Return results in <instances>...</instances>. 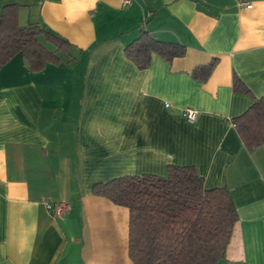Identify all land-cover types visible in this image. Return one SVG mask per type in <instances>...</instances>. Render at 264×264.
<instances>
[{
	"label": "crops",
	"instance_id": "obj_1",
	"mask_svg": "<svg viewBox=\"0 0 264 264\" xmlns=\"http://www.w3.org/2000/svg\"><path fill=\"white\" fill-rule=\"evenodd\" d=\"M249 1L0 0L70 43L41 70L20 53L0 67V264H133L128 209L92 186L171 165L228 188L237 220L217 264H264V144L246 148L232 121L264 96V0ZM141 29L185 53L138 69L124 47Z\"/></svg>",
	"mask_w": 264,
	"mask_h": 264
},
{
	"label": "trees",
	"instance_id": "obj_2",
	"mask_svg": "<svg viewBox=\"0 0 264 264\" xmlns=\"http://www.w3.org/2000/svg\"><path fill=\"white\" fill-rule=\"evenodd\" d=\"M17 9L15 2L1 8L0 67L17 53L32 71L60 61L58 52H67L70 43L36 23L19 25ZM41 38L54 49L47 48ZM153 52L171 61L185 53V46L161 41L141 29L124 47L126 58L138 69L149 67ZM216 64L213 58L198 65L192 76L204 81ZM232 87L249 93L235 75ZM232 121L246 148L264 144V96ZM92 192L128 209V255L133 264H217L225 256L237 220L228 188H206L192 165H171L165 176L121 175L94 183Z\"/></svg>",
	"mask_w": 264,
	"mask_h": 264
},
{
	"label": "built area",
	"instance_id": "obj_3",
	"mask_svg": "<svg viewBox=\"0 0 264 264\" xmlns=\"http://www.w3.org/2000/svg\"><path fill=\"white\" fill-rule=\"evenodd\" d=\"M240 6H245V7H251L252 3L249 0H237ZM128 0H124L123 3H127ZM183 114L184 116L187 118V120L189 121H194L197 116H198V111L196 109H193L191 107H185L183 109ZM47 208H51V205L46 204ZM65 209V204L64 203H60L57 205V207L54 209L56 214L61 213L62 211H64Z\"/></svg>",
	"mask_w": 264,
	"mask_h": 264
},
{
	"label": "rangeland",
	"instance_id": "obj_4",
	"mask_svg": "<svg viewBox=\"0 0 264 264\" xmlns=\"http://www.w3.org/2000/svg\"><path fill=\"white\" fill-rule=\"evenodd\" d=\"M44 44H45V46H47V48H49V49H52L53 48L54 49L53 45L50 44L49 42H44Z\"/></svg>",
	"mask_w": 264,
	"mask_h": 264
}]
</instances>
